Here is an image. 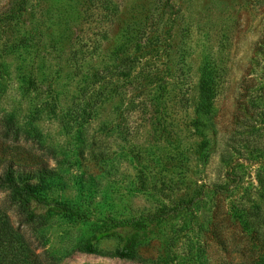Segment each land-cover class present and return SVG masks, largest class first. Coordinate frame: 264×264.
<instances>
[{
	"label": "rangeland",
	"instance_id": "1",
	"mask_svg": "<svg viewBox=\"0 0 264 264\" xmlns=\"http://www.w3.org/2000/svg\"><path fill=\"white\" fill-rule=\"evenodd\" d=\"M3 117L53 170L48 198L84 215L52 222L47 249L145 223L137 260L62 264H264V0H0Z\"/></svg>",
	"mask_w": 264,
	"mask_h": 264
},
{
	"label": "trees",
	"instance_id": "2",
	"mask_svg": "<svg viewBox=\"0 0 264 264\" xmlns=\"http://www.w3.org/2000/svg\"><path fill=\"white\" fill-rule=\"evenodd\" d=\"M199 85V110L210 115L218 87V70L210 59L202 64ZM52 177L49 164L34 152L29 133L13 118H0V264H62L75 253L137 260V248L146 236L139 219L109 218L107 224H92V240L79 241L63 254L47 249L46 230L52 222L84 218L70 205L48 198L45 184ZM164 213L155 217L161 220ZM107 239L120 241L114 252L100 249Z\"/></svg>",
	"mask_w": 264,
	"mask_h": 264
}]
</instances>
